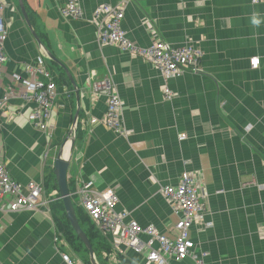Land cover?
<instances>
[{
  "label": "crops",
  "instance_id": "obj_1",
  "mask_svg": "<svg viewBox=\"0 0 264 264\" xmlns=\"http://www.w3.org/2000/svg\"><path fill=\"white\" fill-rule=\"evenodd\" d=\"M6 1L0 98L8 100L0 111V159L15 181L39 182L46 203L36 211H0V264H63L60 252L91 264L67 222L54 175L55 157L77 108L67 185L84 232L90 236L91 226L96 228L78 193L90 181L98 190H115L116 211L172 236L179 214L161 188L175 186L182 172L191 171L204 212L190 235L195 251L206 253L204 263L264 264V0H80V19L60 14L66 0H23L40 40L67 66L79 89L77 105L64 70L47 61L58 95L46 131L28 120L34 104L13 80L14 74L26 76L22 67L40 50L18 0ZM101 4L122 6V28L138 47L152 44L154 36L174 46L199 47L200 71L164 79L138 54L99 46L94 10ZM252 59L259 61L256 68ZM102 79L110 80L122 100L126 136L100 121L106 97L93 95L91 86ZM94 241L95 260L109 264ZM122 259L154 264L130 250ZM168 264L193 263L187 258Z\"/></svg>",
  "mask_w": 264,
  "mask_h": 264
},
{
  "label": "built area",
  "instance_id": "obj_2",
  "mask_svg": "<svg viewBox=\"0 0 264 264\" xmlns=\"http://www.w3.org/2000/svg\"><path fill=\"white\" fill-rule=\"evenodd\" d=\"M250 1L256 4L263 0ZM8 6L9 2L0 0V77L2 68L7 62L4 43L8 34L3 11ZM59 12L63 17L72 19H80L84 15L80 0H66L59 8ZM94 16L98 19L95 38L99 46L114 45L123 52L138 54L157 69L164 79L183 71H200L197 64L202 51L194 44L174 46L154 36L152 44L147 47H138L122 28L124 12L121 5L101 4L95 8ZM251 64L256 68L259 61L252 59ZM22 69L26 76L14 74L13 80L24 87L25 92L22 95L24 100L34 104L33 109L28 113V120L34 127L46 131L58 95L54 69L49 67L47 59L41 53L32 62L26 63ZM163 92L167 98H171L172 92L166 85L163 87ZM91 93L106 97V110L100 121L118 135H128L129 130L122 119L123 103L110 80L95 81L91 86ZM7 100L8 95L0 98V111ZM90 121L94 124L97 119L91 118ZM182 138L184 135L179 136V139ZM195 176L197 175L194 172L184 171L175 186L161 188L166 201L176 214H179L172 228V236L159 232L151 224L141 226L126 211H116L118 197L112 187L98 190L92 182H83L78 193L84 212L95 224L98 232L103 237H108V241L110 239V247L117 249L104 252L107 260L115 264L118 262V256L130 250L154 264H168L169 260L180 262L187 258L193 264H205L206 253L195 251V243L190 235L192 225L198 223L204 212V204L200 201V195L196 189ZM45 203L39 182L29 181L22 185L15 181L0 159L1 212L36 211ZM142 235H145L146 239H143ZM58 240L57 236L53 238L54 242ZM60 258L63 264H81L65 252H60Z\"/></svg>",
  "mask_w": 264,
  "mask_h": 264
},
{
  "label": "water",
  "instance_id": "obj_3",
  "mask_svg": "<svg viewBox=\"0 0 264 264\" xmlns=\"http://www.w3.org/2000/svg\"><path fill=\"white\" fill-rule=\"evenodd\" d=\"M18 5H19L21 15H22L24 21L26 22L27 27H28L31 35L33 36V38L35 39V41L38 44L40 53L43 56H45V58H47L49 61L57 64L66 73V76L69 79V81H70V83L74 89L76 102L78 105V103H79V89H78V87L74 81V78H73L70 70L67 68V66L60 59H58L52 52H50L45 47V45L42 43V41L40 40L39 36L37 35L32 23H31V20L28 16V13H27V10L25 8L23 0H18ZM78 112H79V110L77 108L76 112L74 114L73 120H72V124L70 126L69 131H68V134L66 135V137L64 138V140L62 141V143L60 144V147L58 149L57 156L55 157V160H54V175H55V181L57 184L58 192H59L60 198L63 202L65 214H66V217L70 223V226L73 229V231L75 232V234L77 235V237L80 239V241L83 243L85 248L87 249L90 263L91 264H98L97 261L95 260V253H94V249L92 247V244H91L89 238L87 237L86 233L84 232V230L81 228V226L78 222V219L76 217L75 210H74L73 203H72V199H71V193L69 192L68 185H67V169L69 166V156L71 154V151H72L73 145H74V141H75L74 130H75V123H76V120L78 117ZM67 143H69V145H68L67 152L65 153V145Z\"/></svg>",
  "mask_w": 264,
  "mask_h": 264
},
{
  "label": "trees",
  "instance_id": "obj_4",
  "mask_svg": "<svg viewBox=\"0 0 264 264\" xmlns=\"http://www.w3.org/2000/svg\"><path fill=\"white\" fill-rule=\"evenodd\" d=\"M60 68V67H59ZM70 192V191H69ZM71 193V192H70ZM84 211V210H83ZM83 213H85V212H83ZM87 215V214H86ZM89 217H88V215H87V219H88ZM67 222H68V220H67ZM60 225V224H59ZM71 227V226H70ZM61 229H63L64 230V227L62 226V228ZM73 230V229H72ZM91 231V234H90V236L86 233V235H87V237L89 238V240H90V242H91V244H92V247H93V241L95 242V243H98L100 246V248L103 250V252H110V250H111V247L104 241V239L101 237V235H100V233L98 232V230L95 228V227H92L91 226V229H90ZM76 237H77V235H76ZM78 238V237H77ZM79 239V238H78ZM86 249V248H85ZM88 252V251H87ZM95 252V251H94ZM122 256H118V262L117 263H115V264H133V263H130L128 260H125V259H122L121 261H120V258H121ZM109 264H111L110 262H109Z\"/></svg>",
  "mask_w": 264,
  "mask_h": 264
},
{
  "label": "bare ground",
  "instance_id": "obj_5",
  "mask_svg": "<svg viewBox=\"0 0 264 264\" xmlns=\"http://www.w3.org/2000/svg\"><path fill=\"white\" fill-rule=\"evenodd\" d=\"M68 145H69V143H67L66 145H65V153L67 152V149H68ZM42 188V187H41ZM87 250V249H86ZM95 253V252H94Z\"/></svg>",
  "mask_w": 264,
  "mask_h": 264
}]
</instances>
